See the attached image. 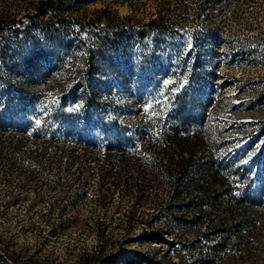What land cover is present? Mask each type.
Returning <instances> with one entry per match:
<instances>
[{
    "label": "rangeland",
    "instance_id": "1",
    "mask_svg": "<svg viewBox=\"0 0 264 264\" xmlns=\"http://www.w3.org/2000/svg\"><path fill=\"white\" fill-rule=\"evenodd\" d=\"M141 231L264 264V0H0V264L176 259Z\"/></svg>",
    "mask_w": 264,
    "mask_h": 264
},
{
    "label": "trees",
    "instance_id": "2",
    "mask_svg": "<svg viewBox=\"0 0 264 264\" xmlns=\"http://www.w3.org/2000/svg\"><path fill=\"white\" fill-rule=\"evenodd\" d=\"M12 22H14V21H12ZM170 194H171V197H175L176 196V186L172 187V190L170 191ZM182 208H183L182 212H184L185 209H186V205H183ZM198 219H199V217H193V218H190V219H184L183 217H181L180 220H181V222L183 221L182 223L184 224V223H189V222L196 223V221H198ZM171 226L173 228L176 227L177 226L176 221H171ZM170 236H171L170 237L171 240L167 241L166 239L162 238L160 235H159V237H155V233L154 232L141 231V233L138 235V239L139 238H146L148 241L152 240V241L157 242V243L162 242V243H165V244L169 245V247L172 248V249L171 248L169 249V251H171L170 254H173V256H175L176 259L174 261H172V260H169L167 258V264H182V258H181V255H180V250L177 248L178 246H180V239H178L176 237L177 235L175 233H172ZM174 246H176V247H174ZM164 255H165V253L162 254V256H164ZM141 257H143V256H141ZM197 258H199L198 257V253H196L194 259H197ZM151 259L155 260V257H154V259L153 258H151ZM151 259H148L147 261L148 262H153V261H151Z\"/></svg>",
    "mask_w": 264,
    "mask_h": 264
}]
</instances>
